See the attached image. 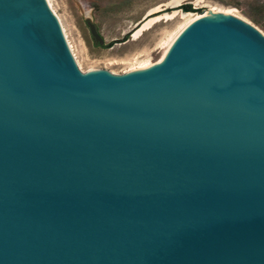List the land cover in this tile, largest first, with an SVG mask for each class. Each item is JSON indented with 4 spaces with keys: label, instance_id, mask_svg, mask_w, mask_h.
<instances>
[{
    "label": "water",
    "instance_id": "1",
    "mask_svg": "<svg viewBox=\"0 0 264 264\" xmlns=\"http://www.w3.org/2000/svg\"><path fill=\"white\" fill-rule=\"evenodd\" d=\"M0 264H264L260 30L199 10L81 73L46 0H0Z\"/></svg>",
    "mask_w": 264,
    "mask_h": 264
},
{
    "label": "rangeland",
    "instance_id": "2",
    "mask_svg": "<svg viewBox=\"0 0 264 264\" xmlns=\"http://www.w3.org/2000/svg\"><path fill=\"white\" fill-rule=\"evenodd\" d=\"M49 3L81 73L95 69L123 74L143 63L157 64L164 52V42L182 21L181 13L185 12L178 9L181 5H190V13L194 15L199 10L230 11L264 35V0H49ZM160 17L156 24L137 35L144 23ZM88 22L96 26L104 45L95 44ZM140 22V28L132 33ZM124 37L127 39L122 42ZM111 43L114 45L108 48Z\"/></svg>",
    "mask_w": 264,
    "mask_h": 264
},
{
    "label": "bare ground",
    "instance_id": "3",
    "mask_svg": "<svg viewBox=\"0 0 264 264\" xmlns=\"http://www.w3.org/2000/svg\"><path fill=\"white\" fill-rule=\"evenodd\" d=\"M47 3H48V6L50 5L49 3V0H46ZM50 7V6H49ZM51 9V7H50ZM52 11V9H51ZM53 12V11H52ZM54 13V12H53ZM219 13H226V14H230L232 16H235L233 15L230 11H226V12H219ZM235 14V13H234ZM56 16V15H55ZM168 16V15H167ZM57 17V16H56ZM236 17V16H235ZM196 18V15L194 14H191V13H181V22L179 24V26L176 28V30L174 31V33H172L170 35V37L168 38V40H166L164 42V52L163 54L165 53V51L167 50V48L170 46V44L172 43V41L175 39V37L188 25L190 24L194 19ZM58 19V18H57ZM160 18H153V19H150L148 20L146 23H144L141 27V29L137 32V35H139L142 31H145L147 29H149L150 27H152V25H154V23L156 24V22L158 20H160ZM59 21V19H58ZM60 23V22H59ZM61 26V25H60ZM62 29V28H61ZM63 32V30H62ZM163 56V55H162ZM162 58V57H161ZM159 63V62H158ZM154 64H148V63H143V64H140L138 67H135V68H131L130 70H127L126 72H129V71H132V70H135V69H141V68H147V67H151L153 66ZM125 72V73H126Z\"/></svg>",
    "mask_w": 264,
    "mask_h": 264
},
{
    "label": "trees",
    "instance_id": "4",
    "mask_svg": "<svg viewBox=\"0 0 264 264\" xmlns=\"http://www.w3.org/2000/svg\"><path fill=\"white\" fill-rule=\"evenodd\" d=\"M178 9H181L183 12L185 13H190L192 12V8L190 5H181ZM127 38H125L126 40ZM113 45V43L108 45V48L111 47Z\"/></svg>",
    "mask_w": 264,
    "mask_h": 264
}]
</instances>
